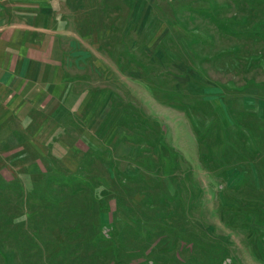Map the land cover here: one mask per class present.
Instances as JSON below:
<instances>
[{
  "label": "rangeland",
  "instance_id": "1",
  "mask_svg": "<svg viewBox=\"0 0 264 264\" xmlns=\"http://www.w3.org/2000/svg\"><path fill=\"white\" fill-rule=\"evenodd\" d=\"M104 9L106 41L77 51L101 59L79 69L107 92L108 119L86 118L101 148L46 137L29 172L1 163L0 264H264V126L245 102L264 95V0Z\"/></svg>",
  "mask_w": 264,
  "mask_h": 264
},
{
  "label": "crops",
  "instance_id": "2",
  "mask_svg": "<svg viewBox=\"0 0 264 264\" xmlns=\"http://www.w3.org/2000/svg\"><path fill=\"white\" fill-rule=\"evenodd\" d=\"M106 1L0 0V166L14 161L16 168L29 172L30 164L22 166L21 159L42 157L47 147L46 137L67 142L70 136L79 135L83 141L93 144L89 150L101 148L102 144H97L101 142V134L92 123L87 126L86 120L95 111V121L108 119L101 112L107 102V92L103 95L101 88L100 92L96 87L81 88L80 84L89 82L92 73L79 71L86 67L85 62L91 67L92 61L101 59L77 51L85 48L86 40L97 41L99 45L106 41ZM92 30L99 32L93 35ZM100 64L97 63L99 76L106 69ZM245 102L251 117L256 123L262 122L263 127L264 95L255 88L250 92V99L245 95ZM256 106L261 110L260 115L254 112ZM256 116L263 119L256 120ZM69 125L79 127L83 135H71L66 131ZM61 126H64L62 132ZM42 136L45 137L42 139ZM65 151V158H75L71 163H77V157H82L78 154L82 150L74 146L66 145ZM71 163L65 168L73 171L72 166L77 164ZM39 179L43 183L45 177ZM3 183L0 180V186ZM31 187L34 186L27 188L22 184L19 189L29 191Z\"/></svg>",
  "mask_w": 264,
  "mask_h": 264
},
{
  "label": "trees",
  "instance_id": "3",
  "mask_svg": "<svg viewBox=\"0 0 264 264\" xmlns=\"http://www.w3.org/2000/svg\"><path fill=\"white\" fill-rule=\"evenodd\" d=\"M255 259H257V260H263V258L262 257H259V256H256Z\"/></svg>",
  "mask_w": 264,
  "mask_h": 264
}]
</instances>
